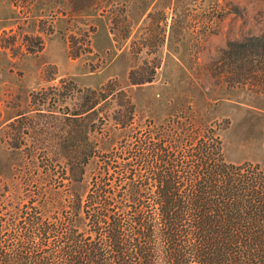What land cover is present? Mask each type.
I'll return each instance as SVG.
<instances>
[{"label": "rangeland", "instance_id": "374dc122", "mask_svg": "<svg viewBox=\"0 0 264 264\" xmlns=\"http://www.w3.org/2000/svg\"><path fill=\"white\" fill-rule=\"evenodd\" d=\"M259 36L264 0H0L1 213L40 204L57 218L71 192L85 196L98 165L70 186L68 139L120 162L174 116L222 128L227 162L264 165V42H241ZM107 84L117 99L76 115Z\"/></svg>", "mask_w": 264, "mask_h": 264}, {"label": "trees", "instance_id": "16d2710c", "mask_svg": "<svg viewBox=\"0 0 264 264\" xmlns=\"http://www.w3.org/2000/svg\"><path fill=\"white\" fill-rule=\"evenodd\" d=\"M231 47L242 54L246 44ZM115 91H91L76 115L115 101ZM118 93L128 120L120 128L131 132L134 106ZM191 116L136 133L120 162L68 139L63 174L81 184L94 160L92 184L85 196L71 192L57 218L43 219L40 204L11 206L8 218L0 208V264H264V165L227 162L223 129Z\"/></svg>", "mask_w": 264, "mask_h": 264}]
</instances>
